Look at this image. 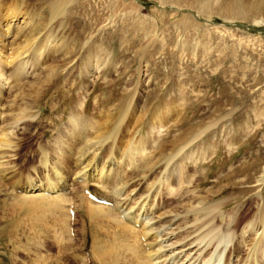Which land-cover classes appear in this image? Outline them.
Here are the masks:
<instances>
[{"label": "rangeland", "instance_id": "obj_1", "mask_svg": "<svg viewBox=\"0 0 264 264\" xmlns=\"http://www.w3.org/2000/svg\"><path fill=\"white\" fill-rule=\"evenodd\" d=\"M51 1L55 0H0V17L11 4L20 11L41 9L43 6V20L46 18L40 26L43 28L48 18L47 5ZM68 3L66 18L54 22L53 26L56 37L65 38L69 47L59 54H52L46 59V64L62 62L66 58L64 53L69 51L73 56L71 64L75 66L74 73L68 74L66 80L59 79L53 90L41 100L39 107L29 110L33 120L39 118L41 123L46 119L49 121L51 117H62V120L56 127H49L50 130L41 140L36 139L37 127L34 126L31 130L35 133L33 138L24 140L23 146L19 147V154H23L25 161L19 160L17 163V155L10 154L9 157L8 154V157L2 158L5 168L17 169L22 163L24 174L30 173L37 179L38 174L45 177L48 170L42 168L38 159L26 163L33 150L40 144H51L55 128L65 125L72 112L92 117L109 107L106 105L108 99L112 104L129 91H135V95L140 98V104L135 109L144 116L134 132L131 130L133 124L129 125V130L128 127L122 129L125 135L123 139H129L131 132V141L141 134H152L158 138L162 151L155 149L153 155L147 152L145 157L150 159L151 167L146 177L139 173V167L126 170V179L131 178L132 185L120 197L110 196L108 190L93 182L88 188L95 196L111 202L117 198L120 204L125 201L123 207L128 204L134 206L131 212L137 211L147 192L148 198L153 197L150 195L157 181L153 186L152 183L162 175V159L170 153L173 140L182 131L192 129L196 132L209 124L212 125L196 140L195 145L199 150L200 147L213 145L216 153L202 165L209 182L202 184L199 190L205 191L220 181L224 174H231V166L236 168L244 160L254 162L256 157L264 155V0H71ZM19 20L20 17L17 22ZM38 20L36 17L35 21ZM35 33L40 34L34 42L39 40L43 31L36 30ZM34 38L35 35L30 36L32 40ZM6 39L11 40L10 37ZM96 45L104 49L101 51L102 56L108 54V61L103 73L93 78L96 87L88 91L81 87L85 76L84 73L79 74V69L83 66V56L88 48ZM9 48L5 45L3 51L9 52ZM67 65L59 66L65 68ZM31 69L22 75L21 81H25L26 85L22 86L25 93L34 95V90H27L28 83L43 74L41 71V75L31 73ZM77 76L79 78L75 80ZM14 93L6 92L1 103L9 104L13 95H16ZM52 103L55 108L51 107ZM167 107L181 109L180 120L158 132L151 128L150 123L156 112ZM41 110L45 113H40ZM3 114L6 116L2 117H10L8 112ZM6 126L9 124L4 122V129H7ZM247 127L252 130L246 138L237 147H229L228 142ZM30 144L32 146L28 148ZM15 178L8 181H12L10 185ZM72 178L75 180L74 175ZM193 182L179 188L178 194L168 195L163 188L159 196L150 199L155 204L150 223L163 222L167 216L174 214L169 212L171 209L178 212L187 210L194 195L190 192ZM69 184L66 189L71 197L67 203L70 208L67 217L68 240L63 238L62 242L72 249L66 252L59 249L62 245L56 238L59 228L53 225L54 221L47 212L35 210L33 213L29 207L14 202V192L8 184L0 189V264H131L130 256H126L124 251L117 260L112 254L103 259L101 247H110L112 230L94 220L87 225L88 215L76 206L80 202L78 195L85 185L80 180L69 181ZM231 189L227 187L218 198H234L236 194H232ZM186 191L189 192L183 193ZM22 194L27 196L30 192ZM232 203L231 200L228 211L236 205ZM123 207H120L121 211ZM252 213L250 219L255 216ZM189 221L184 223V220L173 219L169 226L166 224L162 228V236L156 238V242L162 241L163 256L167 257L165 260L159 259L160 264H184L199 253L200 257L195 262L197 264L205 257V250L197 251L194 255L198 246L192 250L191 245L182 249L180 247L196 234L193 232V222ZM248 228L245 234L238 233L233 238L232 245H245V240L248 242V239L253 238L254 241L260 240L259 233L252 234L251 227ZM188 232H191L190 236H187ZM150 241L151 237L146 236L143 242L147 244ZM230 258L233 260L235 257Z\"/></svg>", "mask_w": 264, "mask_h": 264}, {"label": "bare ground", "instance_id": "obj_2", "mask_svg": "<svg viewBox=\"0 0 264 264\" xmlns=\"http://www.w3.org/2000/svg\"><path fill=\"white\" fill-rule=\"evenodd\" d=\"M69 1L71 0H55L47 5L46 16L48 15V18L43 28L40 27L46 19L43 20L45 17L43 6L41 9L20 11L14 4H11L10 7H6L4 14L0 17V189L8 184L11 191L14 192V197L12 196L14 202L29 207L33 213L35 210L42 213L47 212V215H50L54 221L53 225H58L59 233L56 238L62 242L63 238L68 240L66 233L68 232L67 217L70 208L67 207V203L71 201L70 192H67L66 189L70 185L69 181L80 180L85 186L82 188V193L78 195L80 202L76 206L78 205L77 208L88 215L87 225L94 220L102 224V227L104 225L106 229L112 230L110 247L107 249L101 247L103 259H106L108 254H112L117 260L124 251L126 256L127 254L128 257L130 256L129 263L131 264H160L158 260H165L167 256H163L162 241L156 242V238L162 236L160 233L166 224L169 226L173 219L176 221L181 219L184 220V223L191 220L195 228L193 232L196 233L190 241L180 245L181 249L191 245L192 247L189 248L192 250L193 247L198 246L194 255L197 251H206L205 257L197 264H264V155L256 157L254 162H245L244 160L236 168L231 166L230 168L233 169L231 174H224L225 176L220 181L212 184L207 190H199L202 184L209 182L203 173L202 165L214 156L216 147L208 145L200 147L201 150H199L195 142L208 131L212 124L206 125L196 132L192 129L191 131H182L171 143L170 153L162 159V175L152 183L153 186L157 181V185L150 195L155 199V196L161 194L163 188L168 195L178 194L179 188L184 184L189 185L197 176L190 191L194 195L191 196V203L184 212L171 209L169 212L174 213L172 216H167L163 222L150 223V215L155 204L153 200H150L152 198H148V192L139 203L138 210L132 212L130 210L134 206L127 204L123 207L125 201L120 204V200L117 201V198H113L114 201L111 202L109 199L105 198V200L96 196V198L106 201L101 202L87 196L88 193H91L88 186L95 182L101 188L108 190L110 196L120 197L132 185L131 178L126 179V170L139 167V173L146 177V173L151 167L150 159L145 157L147 152H151L153 155L155 149L161 150L158 138L153 137L152 134H141L137 139L131 141L133 130L137 128L144 116L142 113L138 114L135 109V106L140 104V98L135 95V91H129L112 104L108 99L106 105L109 107L92 117H86L85 114L81 116L73 112L68 115L66 124L55 128L53 142L40 144L29 155L30 160L26 161L27 164H30L33 159H38L42 168L48 170L45 177L42 175L40 177L38 174L37 179L30 173L24 174L23 168L25 167L22 166V163H19L17 169L8 170L9 168L4 167L5 161L2 158L8 154L9 157L17 155L15 158L17 163L19 160L25 161L26 158L23 159V154H19V147L23 146V141L32 139L35 133L38 137L36 139L41 140L50 130L49 127H56L62 120V117H51L49 121L46 119L41 123L39 118L33 120V114L29 110L31 107H39L41 100L53 90L59 79L66 80L68 74L74 73L75 66L71 64L73 56L69 51L64 53L66 58L62 62L46 64V59L52 54H59L69 47L65 38L56 37L53 26L54 22L66 18ZM19 17L20 20L17 22ZM36 17L39 18L38 21H35ZM36 30H41L43 33L39 40L34 42L40 34L36 35ZM34 35L35 38L30 39V36ZM7 37H10L11 40L8 41ZM5 45L10 46L9 52L3 51ZM102 50L104 49L100 46H90L83 56V66L79 69V74L84 73L85 79H83L81 87L88 91L96 87L93 78L103 73L107 64L108 54L102 56ZM60 64L68 65L63 68V66H59ZM30 67H32L31 73L43 74V76H39L40 78L37 76L31 83L27 82L29 84L27 90H34V95H30L29 92L25 93L22 86L26 84H24L25 81H21L22 75L27 73ZM60 67L63 69L59 70ZM78 78L77 76L75 80ZM10 91L16 92L14 93L16 95H13L9 104H2L4 94L6 92L9 94ZM28 96L29 98H27ZM182 100H184L183 97ZM50 105L55 108L53 103ZM4 112H8L10 117H2L6 116L3 114ZM40 113H45V111L41 110ZM180 116L181 109L167 107L155 113L150 123L151 128L161 132L178 122ZM4 122L9 124L8 127L6 126L7 129H4ZM34 126L37 127V130L32 133L31 130ZM127 127L128 130L131 128L133 132L129 139H123L125 135L122 129H127ZM250 128L243 129L232 140L230 139L229 147H237L250 133L252 130ZM31 146L32 144L27 147ZM49 171L51 172L49 173ZM35 172L39 173L37 170ZM184 174L185 177H183ZM73 175L75 180L72 178ZM14 177L16 180L12 185L15 184V186H12L10 185L12 181H8ZM36 181L39 183L36 184ZM227 187L233 188L231 189L232 194H236V196L234 198H218L220 193H225ZM18 188H20L19 192ZM39 191H43V193H39ZM21 192H30V194L25 196ZM187 192L189 191L183 193L187 194ZM211 199L213 201H210ZM231 200L236 205L228 211ZM256 202L258 203L256 204ZM120 207L124 209L122 208L121 211ZM252 211L255 216L250 219ZM189 213L190 217L187 216ZM248 226L251 227L252 234L259 233L260 240L254 241L253 238L248 239V242L245 240V245L241 242L243 246L237 243L232 245L233 238L238 233L245 234L244 231ZM190 234L191 232H188L187 236ZM146 236H150L151 241L144 244ZM59 249L66 252L72 248L66 242H62ZM189 253L188 251V255ZM93 254H95L94 249ZM231 256L235 258L231 260ZM199 257V253L195 255V258L191 256L184 264H195ZM192 258L193 260H191ZM172 259L174 260L175 257Z\"/></svg>", "mask_w": 264, "mask_h": 264}]
</instances>
